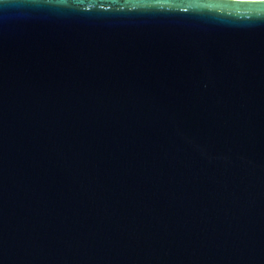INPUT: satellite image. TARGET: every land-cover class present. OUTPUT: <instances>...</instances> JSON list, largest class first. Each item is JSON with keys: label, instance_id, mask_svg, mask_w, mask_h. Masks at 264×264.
Masks as SVG:
<instances>
[{"label": "water", "instance_id": "water-1", "mask_svg": "<svg viewBox=\"0 0 264 264\" xmlns=\"http://www.w3.org/2000/svg\"><path fill=\"white\" fill-rule=\"evenodd\" d=\"M0 264H264V0H0Z\"/></svg>", "mask_w": 264, "mask_h": 264}]
</instances>
